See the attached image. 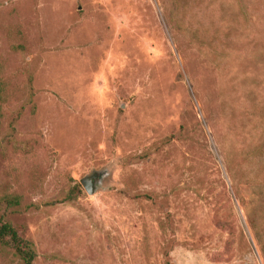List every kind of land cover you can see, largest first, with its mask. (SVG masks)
Instances as JSON below:
<instances>
[{"label":"rangeland","instance_id":"rangeland-1","mask_svg":"<svg viewBox=\"0 0 264 264\" xmlns=\"http://www.w3.org/2000/svg\"><path fill=\"white\" fill-rule=\"evenodd\" d=\"M4 193L33 264H264V0H0Z\"/></svg>","mask_w":264,"mask_h":264},{"label":"trees","instance_id":"trees-1","mask_svg":"<svg viewBox=\"0 0 264 264\" xmlns=\"http://www.w3.org/2000/svg\"><path fill=\"white\" fill-rule=\"evenodd\" d=\"M72 199V198H68ZM21 197L15 193H4L0 197V248L9 251L19 264H33L36 254L32 242L22 231L6 219V211L19 207Z\"/></svg>","mask_w":264,"mask_h":264},{"label":"water","instance_id":"water-1","mask_svg":"<svg viewBox=\"0 0 264 264\" xmlns=\"http://www.w3.org/2000/svg\"><path fill=\"white\" fill-rule=\"evenodd\" d=\"M96 178L97 175H92L90 177L83 178L80 181L82 188L88 195H92L94 193V181Z\"/></svg>","mask_w":264,"mask_h":264}]
</instances>
